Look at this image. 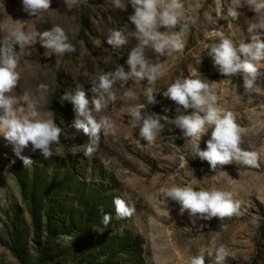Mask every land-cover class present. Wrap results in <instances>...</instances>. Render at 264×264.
Instances as JSON below:
<instances>
[{
  "label": "rangeland",
  "instance_id": "374dc122",
  "mask_svg": "<svg viewBox=\"0 0 264 264\" xmlns=\"http://www.w3.org/2000/svg\"><path fill=\"white\" fill-rule=\"evenodd\" d=\"M180 2L183 7L177 10V25L158 30L165 35L182 32V47L168 49L164 56L157 55L151 47L145 49L149 64L159 67L154 84H149L146 79L127 83L117 81L112 89L116 101L96 114L98 119L109 117L115 127L107 135H101L97 150L91 157H86L84 146L90 138L72 126L76 113L71 101H64L62 96L82 87L91 99L92 83L101 73L114 72L119 67L125 72L130 71L126 61L138 41L128 36L126 45L113 49L107 44V37L113 30H123L126 35L135 31L129 19L134 8L129 0H121L120 8L114 6L113 0H87L69 10L64 0H52L49 10L29 16L23 11L22 0H0V42L17 28L42 33L59 25L76 48L75 52L64 56L46 57L43 55L46 49L39 39L24 49L19 45L14 47L18 54L20 80L11 94L20 98L27 94L41 117L54 120L63 131L60 142L51 146L53 156L49 159H45L39 150L33 151L31 144L24 149L22 154L34 161L29 167L24 166L15 156L12 145L0 136V264H35L39 249L14 177L16 165L26 169L34 165L46 166L49 173L57 171L59 176L69 172L75 182L125 199L135 207V214L127 219L113 217L111 226L94 229V237L124 231L139 236L145 264H186V258L196 254L205 256V264H215L214 256L209 253L220 244L226 245L229 252L224 264H264V75L257 79L252 91H245L242 73L222 76L208 55L210 45L220 40L216 32H222L238 45L241 40H248V26L258 22L264 13H255L246 0ZM169 3L170 0H158L157 7L163 9ZM229 8L237 10V19L227 15ZM257 67L264 73V62ZM187 77L202 79L210 85L217 82L212 85L216 103L235 114L237 124L244 129L240 147L260 154L258 168L233 161L218 165L216 171H212L207 161L194 155L191 145L195 141L184 137L174 125L175 117L184 114L182 106L163 95L171 83ZM40 84L48 85V90H39ZM149 89L156 95L158 103L147 105L142 115H159L163 125L155 146H148L143 140L138 143L137 122L128 114L131 107L147 104ZM129 90L136 94V99L125 96ZM23 106L26 113L30 111L27 104ZM164 108L170 111L164 112ZM210 133L211 130L201 138V150L206 149L205 142ZM184 158L187 165L182 167ZM13 160L14 164L11 163ZM173 185L231 191L234 198L242 201L243 214L210 220L202 219L199 214L191 217L187 211L181 215L179 203L161 195L162 190ZM59 217L66 222L65 215ZM10 222L16 223L24 235L19 247L21 263L8 249L11 244L6 230ZM40 240L42 245L44 235ZM69 241L61 237L47 245L49 255L57 256L47 264H74Z\"/></svg>",
  "mask_w": 264,
  "mask_h": 264
},
{
  "label": "clouds",
  "instance_id": "9594fccd",
  "mask_svg": "<svg viewBox=\"0 0 264 264\" xmlns=\"http://www.w3.org/2000/svg\"><path fill=\"white\" fill-rule=\"evenodd\" d=\"M87 0H64L67 8H72L86 3ZM116 8L121 7V0H113ZM134 8V14L129 17L135 26L134 32L127 35L123 30H113L107 37V44L113 49H119L128 43V36L134 37L138 43L128 54L127 64L130 71L125 72L119 67L114 72L101 73L97 81L92 83L90 89L91 99L82 87H77L73 92H65L64 101H71L76 113L73 127L90 138V142L84 146V156L91 157L97 150L101 135H107L115 127L114 122L107 116L97 118L98 113L117 99L112 91L117 81L127 83L129 80H147L154 84L158 79V65H150L145 56V49L151 47L159 56H164L168 49L179 50L182 47V32H173L165 35L158 29L174 28L178 23L177 10L183 7L180 0H170L167 7L158 9V0H129ZM257 14L264 13V0H246ZM52 0H22L23 11L29 16H37L42 11L50 9ZM227 15L237 19L239 13L234 8H229ZM248 40H241L237 45L233 39L224 36L222 32H216L220 37L218 43L210 45L208 55L212 57L214 66L218 68L222 76L243 74V87L245 91H252L257 79L264 75L257 65L264 62V16L247 28ZM39 39L46 49L44 56H64L76 51L70 42L66 31L59 25L42 33L26 32L23 28L13 30L9 37L0 42V136L12 145L15 156L20 159L25 167L31 166L34 161L23 155L25 148L31 144L32 150H39L45 159L53 156L51 146L60 142L62 128L54 120L41 117L36 104L25 94L22 98L12 95L18 86L20 73L18 68V54L14 50L16 45L20 49L34 44ZM217 82H212V85ZM199 78L177 79L171 83L163 93L165 97L182 106L184 114L174 119V125L179 128L184 137L190 138L191 150L201 160L207 161L212 171L217 166L231 164L233 161L244 166L258 168L260 166V154L255 151L243 150L242 129L236 122V116L232 111L219 107L216 103L214 87ZM39 90L47 91L48 85H38ZM129 99H136V94L131 90L125 93ZM23 101V104H22ZM156 95L149 89L147 104H138L129 109V115L136 121L139 128V141H146L148 146H155L158 135L163 129L159 115H142L147 105L157 104ZM24 104H27L29 112L26 113ZM191 109V112L188 110ZM164 112L170 111L168 108ZM181 111L180 107L177 112ZM165 120L167 116L163 117ZM211 130L207 139L206 149L201 150L200 141ZM15 163V160L11 161ZM187 160L184 158V164ZM227 174V173H226ZM162 197L179 203L180 214L185 211L191 217L199 216L202 219L213 217L231 218L242 215V201L234 198L231 191L216 187L201 188L197 190L193 186L173 185L162 190ZM164 202V201H163ZM116 216L120 219L131 218L135 214V207L130 206L125 199L116 196L113 199ZM103 212V209H100ZM112 216L103 213L102 223L107 227L111 223ZM214 256L215 264H224L229 256L226 245L220 244L209 253ZM186 264H205V256L202 254L189 255Z\"/></svg>",
  "mask_w": 264,
  "mask_h": 264
},
{
  "label": "trees",
  "instance_id": "16d2710c",
  "mask_svg": "<svg viewBox=\"0 0 264 264\" xmlns=\"http://www.w3.org/2000/svg\"><path fill=\"white\" fill-rule=\"evenodd\" d=\"M45 167L34 165L26 169L16 165L14 169L34 240L39 247L35 264H47L57 257L49 255L47 245L61 237L70 240L74 264H145L139 236L124 231L102 238L94 237L96 227H105L103 213L111 214L112 218L116 216L113 194L75 182V177L69 172L59 176L57 171L49 173ZM61 214L66 216V222L60 219ZM6 231L11 244L8 249L21 263L19 247L24 238L23 232L14 222L9 223ZM43 235L45 242L41 245Z\"/></svg>",
  "mask_w": 264,
  "mask_h": 264
}]
</instances>
